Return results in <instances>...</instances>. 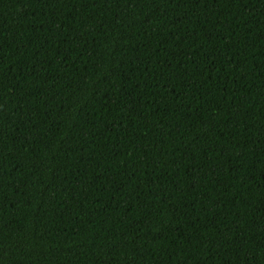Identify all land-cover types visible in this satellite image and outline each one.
Here are the masks:
<instances>
[{
	"label": "trees",
	"instance_id": "1",
	"mask_svg": "<svg viewBox=\"0 0 264 264\" xmlns=\"http://www.w3.org/2000/svg\"><path fill=\"white\" fill-rule=\"evenodd\" d=\"M0 264H264V0H0Z\"/></svg>",
	"mask_w": 264,
	"mask_h": 264
}]
</instances>
